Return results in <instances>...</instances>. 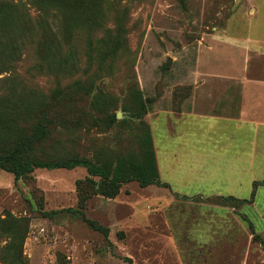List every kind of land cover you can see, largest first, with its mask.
<instances>
[{
  "label": "rangeland",
  "instance_id": "1",
  "mask_svg": "<svg viewBox=\"0 0 264 264\" xmlns=\"http://www.w3.org/2000/svg\"><path fill=\"white\" fill-rule=\"evenodd\" d=\"M238 1L228 27L245 34L252 1ZM0 3L7 10V20L0 19V144L29 137L51 117V140L33 144L36 157L77 156L111 173L120 157L144 163L148 131H157L160 147L159 111H181L198 41L223 27L237 6L236 0ZM88 177L84 167L37 169L16 182L0 168V264H264V243L253 241L243 221L264 229L259 206L238 211L228 199L180 197L136 181L110 199L94 194ZM84 193L85 216L108 227L107 237L80 215L41 216L79 209Z\"/></svg>",
  "mask_w": 264,
  "mask_h": 264
},
{
  "label": "crops",
  "instance_id": "2",
  "mask_svg": "<svg viewBox=\"0 0 264 264\" xmlns=\"http://www.w3.org/2000/svg\"><path fill=\"white\" fill-rule=\"evenodd\" d=\"M251 1L249 32L228 27L236 0L224 26L200 38L188 68L191 94L180 112L159 111L160 147L153 133L159 179L170 195L247 200L238 211L246 205L264 210V198L258 202L264 185L249 201L254 183L264 180V0Z\"/></svg>",
  "mask_w": 264,
  "mask_h": 264
},
{
  "label": "trees",
  "instance_id": "3",
  "mask_svg": "<svg viewBox=\"0 0 264 264\" xmlns=\"http://www.w3.org/2000/svg\"><path fill=\"white\" fill-rule=\"evenodd\" d=\"M66 1L67 0H33L34 4L41 8L50 4V2L56 3L57 6L63 8L60 4H64ZM6 11L7 10L4 4L0 3V19L3 21L7 20ZM187 88L190 95L191 88L188 86ZM52 122L53 120L51 117H43L32 127L29 137L0 144V168L13 174L16 182L27 178L37 169L54 170L64 168L72 170L76 167H84L89 175L87 181L93 188L94 194L104 196L105 198H115L123 184L133 181L138 182V184L143 188L151 184L166 186L165 184H162L159 179L153 136L150 131L146 133L142 143L144 163L137 164L132 158L127 159L120 157L113 172L111 173L105 166L97 165L91 160L77 156L65 159H47L36 157L34 154L33 144H45L51 140ZM94 178H99V181H95ZM259 185H264V180L254 183V191L251 199L249 200L250 202L253 200L255 189ZM87 198L88 196L85 195V193L82 194L79 209L67 208L62 210L42 211L41 216L53 219L57 215L66 212L80 215L82 220L92 229L101 232L107 237L109 235L108 227L99 225L85 216L83 207ZM226 199L232 201V204L236 203L233 205H237V208H240L243 203L247 202V200H239L233 197H228ZM243 217V221H247L252 229L251 233L253 234V241L264 243V240L261 239V234H257L254 231L253 225L250 223L249 219L245 216Z\"/></svg>",
  "mask_w": 264,
  "mask_h": 264
}]
</instances>
